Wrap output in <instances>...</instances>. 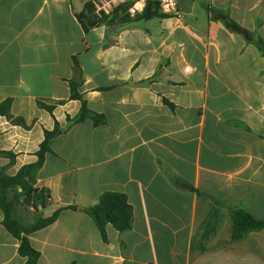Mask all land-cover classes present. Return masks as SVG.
Instances as JSON below:
<instances>
[{
	"label": "crops",
	"instance_id": "crops-1",
	"mask_svg": "<svg viewBox=\"0 0 264 264\" xmlns=\"http://www.w3.org/2000/svg\"><path fill=\"white\" fill-rule=\"evenodd\" d=\"M92 1L0 0V103L27 126L0 116V168L35 163L57 122L41 213L76 208L28 236L37 264H264V228L232 234L236 209L264 222V0H176L180 22L85 31ZM70 82L103 124L68 126L81 106ZM106 192L126 197L132 226L107 224L104 240L84 210ZM3 217L0 264H25Z\"/></svg>",
	"mask_w": 264,
	"mask_h": 264
},
{
	"label": "trees",
	"instance_id": "trees-1",
	"mask_svg": "<svg viewBox=\"0 0 264 264\" xmlns=\"http://www.w3.org/2000/svg\"><path fill=\"white\" fill-rule=\"evenodd\" d=\"M160 17L162 13L157 2H148L144 11L134 17V21L150 19L152 17ZM79 23L86 31L89 27H94L100 23H125L130 21L127 14V6L117 8L110 14L95 15L94 7L90 3H86L82 12L77 16ZM259 51L264 55V42L257 41ZM78 84L70 82V99L78 100L81 103L80 110L73 118L67 117V124L81 123L85 120H91L94 125L98 126L105 122V118L101 114H97L88 109L86 101L78 92ZM60 104L63 102H59ZM37 105L52 113L55 105H47L38 102ZM11 99H7L0 103V116L5 117L11 124L19 125L26 128L25 122L21 118H15L10 113ZM64 129L60 128L55 122L51 131H44V140L39 145L35 153L37 161L32 164L22 166L14 176H8L4 170L0 168V210L3 213L2 225L4 228L19 241L18 253L26 258L25 264H37L39 253L35 251L29 242L28 236L38 230L44 229L52 225L61 211L70 209L75 210L73 206L60 207L51 216L43 217L41 213L51 204V195L49 189L37 185V173L41 169L47 153L50 152V144L52 140L60 135ZM3 155L12 156L11 153L1 152ZM15 190L12 198L9 194ZM22 198V203L28 208L34 210L33 221L30 224L22 225L14 217L15 201ZM94 221L102 238L106 239L105 227L110 224L119 233L130 230L132 226V208L127 202L123 194L106 192L101 195L97 203L84 210ZM264 228V222L254 219L249 213L242 209L233 211V238L239 239L245 233Z\"/></svg>",
	"mask_w": 264,
	"mask_h": 264
},
{
	"label": "built area",
	"instance_id": "built-area-1",
	"mask_svg": "<svg viewBox=\"0 0 264 264\" xmlns=\"http://www.w3.org/2000/svg\"><path fill=\"white\" fill-rule=\"evenodd\" d=\"M148 2H157L160 12L173 16L178 22L181 21L182 14L176 0H93L92 5L97 15L110 14L120 7L127 6L129 17L141 14Z\"/></svg>",
	"mask_w": 264,
	"mask_h": 264
},
{
	"label": "rangeland",
	"instance_id": "rangeland-1",
	"mask_svg": "<svg viewBox=\"0 0 264 264\" xmlns=\"http://www.w3.org/2000/svg\"><path fill=\"white\" fill-rule=\"evenodd\" d=\"M16 191L12 190L9 194L10 198L15 195ZM34 210L32 208H28L22 203V198H18L15 201V212L14 217L17 219L22 225L30 224L33 221Z\"/></svg>",
	"mask_w": 264,
	"mask_h": 264
}]
</instances>
